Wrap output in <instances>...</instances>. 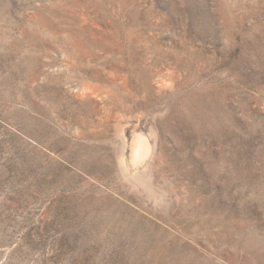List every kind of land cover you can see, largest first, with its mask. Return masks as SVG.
<instances>
[{"label":"rangeland","instance_id":"374dc122","mask_svg":"<svg viewBox=\"0 0 264 264\" xmlns=\"http://www.w3.org/2000/svg\"><path fill=\"white\" fill-rule=\"evenodd\" d=\"M0 264H264V0H0Z\"/></svg>","mask_w":264,"mask_h":264},{"label":"bare ground","instance_id":"6f19581e","mask_svg":"<svg viewBox=\"0 0 264 264\" xmlns=\"http://www.w3.org/2000/svg\"><path fill=\"white\" fill-rule=\"evenodd\" d=\"M132 161L134 164H141L148 160L152 155V147L148 138L146 139L142 135H136L132 145ZM123 170L127 171V165L125 158L121 161Z\"/></svg>","mask_w":264,"mask_h":264}]
</instances>
